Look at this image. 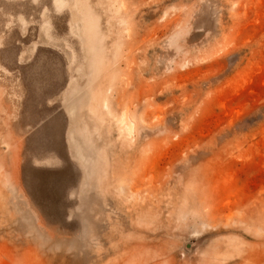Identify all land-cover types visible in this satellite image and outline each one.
<instances>
[{
  "label": "rangeland",
  "instance_id": "obj_1",
  "mask_svg": "<svg viewBox=\"0 0 264 264\" xmlns=\"http://www.w3.org/2000/svg\"><path fill=\"white\" fill-rule=\"evenodd\" d=\"M0 264H264V0H0Z\"/></svg>",
  "mask_w": 264,
  "mask_h": 264
},
{
  "label": "water",
  "instance_id": "obj_2",
  "mask_svg": "<svg viewBox=\"0 0 264 264\" xmlns=\"http://www.w3.org/2000/svg\"><path fill=\"white\" fill-rule=\"evenodd\" d=\"M187 247H190V244H188Z\"/></svg>",
  "mask_w": 264,
  "mask_h": 264
}]
</instances>
